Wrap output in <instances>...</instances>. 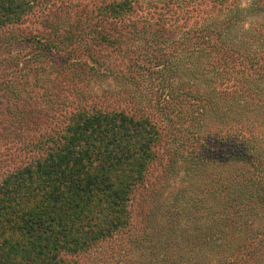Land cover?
I'll use <instances>...</instances> for the list:
<instances>
[{
    "label": "trees",
    "instance_id": "1",
    "mask_svg": "<svg viewBox=\"0 0 264 264\" xmlns=\"http://www.w3.org/2000/svg\"><path fill=\"white\" fill-rule=\"evenodd\" d=\"M262 121L264 0H0V264H264Z\"/></svg>",
    "mask_w": 264,
    "mask_h": 264
},
{
    "label": "rangeland",
    "instance_id": "2",
    "mask_svg": "<svg viewBox=\"0 0 264 264\" xmlns=\"http://www.w3.org/2000/svg\"><path fill=\"white\" fill-rule=\"evenodd\" d=\"M249 1L250 0H244V3H248ZM262 130H263V136H264V127ZM182 175H183L182 173H179V174H176L175 176H172V178L170 179V183L168 184L170 185L169 186L170 188L168 189V191L171 192L170 195H174L175 193H177L178 191H176L175 188L177 187L179 188L181 185H183ZM195 182L196 180L192 179L190 180L188 185H191ZM116 253H117V248L115 245H105L102 248V253L100 251L98 253H95L94 255H91L89 258H87L85 264H120V259H117L119 257H116Z\"/></svg>",
    "mask_w": 264,
    "mask_h": 264
}]
</instances>
